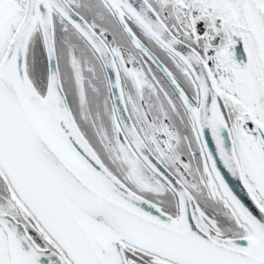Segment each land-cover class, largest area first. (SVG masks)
<instances>
[{"label":"snow or ice","instance_id":"snow-or-ice-1","mask_svg":"<svg viewBox=\"0 0 264 264\" xmlns=\"http://www.w3.org/2000/svg\"><path fill=\"white\" fill-rule=\"evenodd\" d=\"M0 264H264V0H0Z\"/></svg>","mask_w":264,"mask_h":264}]
</instances>
